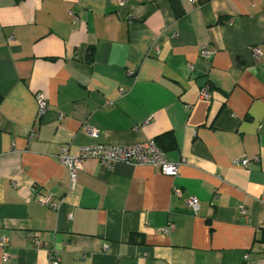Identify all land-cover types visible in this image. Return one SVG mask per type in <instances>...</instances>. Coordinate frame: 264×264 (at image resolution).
<instances>
[{"label":"crops","instance_id":"obj_1","mask_svg":"<svg viewBox=\"0 0 264 264\" xmlns=\"http://www.w3.org/2000/svg\"><path fill=\"white\" fill-rule=\"evenodd\" d=\"M175 2L0 0V264H264V0ZM146 139L175 177L56 158Z\"/></svg>","mask_w":264,"mask_h":264},{"label":"built area","instance_id":"obj_2","mask_svg":"<svg viewBox=\"0 0 264 264\" xmlns=\"http://www.w3.org/2000/svg\"><path fill=\"white\" fill-rule=\"evenodd\" d=\"M69 14L72 17L73 22L78 20V17L75 15L72 9L69 10ZM10 36L9 38H11ZM252 54L255 57L260 55V50L258 47H253ZM212 54V51L203 48L201 50V55L205 57H209ZM122 91V90H121ZM199 97L202 99H208L209 91L206 87H202L199 91ZM36 103H37V113H36V123L39 121L40 117L44 114L47 106V101L43 97L42 94L36 95ZM62 118V114H58V119ZM83 130L86 135L89 137H97L98 129L96 127H91L87 124L83 126ZM57 160L67 168L69 179L71 182L75 180L76 172L81 169L82 162L88 158H96L99 160L101 164L106 167L111 168L114 164L117 163H127L131 165H151L158 169V171L164 175H168L171 177H175L178 174V170L180 165L183 163V160L180 161H170L166 158L164 151L159 148L153 139H146L141 142L133 143L130 145H113L107 143H90L86 145H82L78 148V152L75 155H71L68 152L67 145H62L59 147L56 153ZM257 161V157L254 158ZM237 164L242 165L243 167L248 166L249 159L247 157H241L236 161ZM173 192L178 193L177 188H173ZM36 201L45 205L52 210H56L62 198L58 200V198H54L51 195H42L35 194ZM215 197H213V201ZM187 205L192 211H196L198 207V202L195 197H190L186 200ZM244 213L245 210H242ZM174 227L173 223H169L166 227L162 229L163 232H166L168 229H172ZM6 237L2 236L0 239L1 247H5L6 245ZM27 243L30 244H38L39 239L36 233H30L26 237ZM46 247V251L48 254V263L49 264H59L60 263V255L57 250L52 247ZM247 256V255H246ZM8 258L7 251L3 249L2 251V260L5 261ZM219 264V263H217Z\"/></svg>","mask_w":264,"mask_h":264},{"label":"trees","instance_id":"obj_3","mask_svg":"<svg viewBox=\"0 0 264 264\" xmlns=\"http://www.w3.org/2000/svg\"><path fill=\"white\" fill-rule=\"evenodd\" d=\"M171 4H172L173 8L175 9L176 15H180V10L179 9H176L177 6H176L175 0H171ZM172 143H173V138H172V136L169 135L168 136V145H171ZM156 145L158 146V144H156ZM158 147L161 148L160 146H158Z\"/></svg>","mask_w":264,"mask_h":264}]
</instances>
